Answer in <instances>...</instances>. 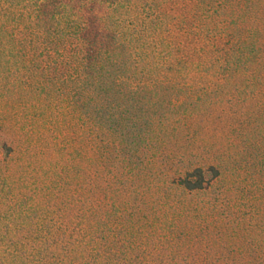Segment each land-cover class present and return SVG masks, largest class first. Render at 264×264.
<instances>
[{
	"label": "rangeland",
	"instance_id": "rangeland-1",
	"mask_svg": "<svg viewBox=\"0 0 264 264\" xmlns=\"http://www.w3.org/2000/svg\"><path fill=\"white\" fill-rule=\"evenodd\" d=\"M164 11L187 12L180 3ZM230 28L236 38L243 32ZM223 41L147 84L140 122L151 132L128 162L133 170L117 184L118 194L138 199L137 210L146 209L149 228L157 229L149 242L164 250L155 254L180 264H258L264 258V53L249 54L246 62L228 38ZM16 53L0 54V264H38L36 230L58 220L52 206L57 174L65 188L55 189L88 208L95 175L91 121L84 105L76 111L72 94L60 96L51 79L36 75L37 66H22ZM108 134L102 146L111 148ZM121 157L105 153L104 179ZM210 166L218 176L202 191L187 193L172 183L181 171ZM75 202L65 212L75 210ZM169 243L176 247L172 254Z\"/></svg>",
	"mask_w": 264,
	"mask_h": 264
},
{
	"label": "trees",
	"instance_id": "trees-1",
	"mask_svg": "<svg viewBox=\"0 0 264 264\" xmlns=\"http://www.w3.org/2000/svg\"><path fill=\"white\" fill-rule=\"evenodd\" d=\"M263 2L0 0V54L16 51L22 66H37L40 71L35 74L51 79L60 96L72 94L76 111L84 105L91 121L94 154L90 168L95 175L88 208L73 195L55 189L65 188L62 175L57 174L52 183L56 205L52 206L58 220L36 230L38 264H180L155 254L164 248L149 242L157 229L149 228L146 209L137 210L138 199L118 194L119 175L133 170L128 162L151 132L143 130L140 122L141 100L147 84L161 80L167 68L190 63L193 56H207L225 38L246 62L249 54L264 53ZM172 3L182 4L187 12L166 13L164 8ZM230 25L243 32L237 38L231 36ZM183 51H187V59ZM147 124L151 126L149 121ZM106 131L112 138L111 148L102 146ZM110 150L123 157L118 167L109 168V179H104L103 161ZM217 176L213 166L193 167L177 173L172 183L184 192H199ZM114 189L118 190L115 194ZM70 200L78 202L67 213ZM105 200L111 210L104 207ZM123 221L126 230L122 228L123 234H119ZM167 248L170 254L176 251L172 243ZM258 264H264V258Z\"/></svg>",
	"mask_w": 264,
	"mask_h": 264
}]
</instances>
